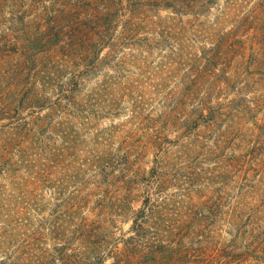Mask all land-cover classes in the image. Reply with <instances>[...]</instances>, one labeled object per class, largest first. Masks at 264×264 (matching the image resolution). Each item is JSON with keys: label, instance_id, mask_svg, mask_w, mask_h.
Returning <instances> with one entry per match:
<instances>
[{"label": "trees", "instance_id": "1", "mask_svg": "<svg viewBox=\"0 0 264 264\" xmlns=\"http://www.w3.org/2000/svg\"><path fill=\"white\" fill-rule=\"evenodd\" d=\"M25 1L5 4L0 0V9L5 5L8 10L0 15V78L9 73L12 80H18L16 87L10 83L14 89L4 87L0 92V116L8 118L6 124L0 123V254L43 255L37 264H96L101 255H112L110 264H129L130 256L170 255L167 260H172L173 255H208L203 250L208 244L217 249L211 235L193 246L183 241L194 231L201 236L205 227L201 222L185 226L180 209L188 207L187 195L168 191L178 182L169 169L160 132L151 143L156 149L152 166L144 174L137 171L136 177L122 180L137 179L142 189L139 207L125 203L128 193L113 201L118 214L131 216L128 235L118 237L106 221L88 216V204L106 202L117 173L128 163V151L115 159L118 150L114 152L110 145L115 129L127 124L103 128L95 127V122L125 107L130 115L124 122H138L147 114L156 127L186 123L187 118L179 114H185L187 100L213 91L215 87L209 83L230 79L226 69L240 53V33L249 28L238 21L236 13L237 4L245 0H223L210 25L193 20L195 37L207 40L208 47L170 44L163 34L175 18L161 16L159 11L198 17L199 10H210L215 0ZM257 10L263 20L264 0ZM229 23L231 28L224 30ZM203 27L207 32L201 34ZM254 30L255 37H262L264 23ZM152 33L154 37H150ZM156 35L161 36L157 39ZM260 56L264 60L263 48ZM177 65L191 68L193 74L178 91H170ZM102 67L110 72L101 71ZM129 68L133 70L128 73ZM96 74L100 75L89 86L88 79ZM26 76L27 85L21 83ZM162 89L171 105H161L165 109L159 114L148 112ZM117 96H121L118 101ZM207 104V100L201 101L197 113L205 119L211 114L203 112L209 108ZM24 108L34 113L17 118L14 114ZM197 123L200 120L193 125ZM90 127L95 128L89 132ZM137 130L128 131L121 143L135 142L134 137L141 135ZM67 153L79 161L74 175L80 177L65 194L61 178H51V174L58 173ZM44 190L57 202L50 205ZM92 210H96L94 206L87 212Z\"/></svg>", "mask_w": 264, "mask_h": 264}, {"label": "rangeland", "instance_id": "2", "mask_svg": "<svg viewBox=\"0 0 264 264\" xmlns=\"http://www.w3.org/2000/svg\"><path fill=\"white\" fill-rule=\"evenodd\" d=\"M9 1L5 0V4ZM259 2L260 0H245L237 4L238 21L247 24L249 28L240 33L239 38L243 40L242 44H239L240 53L226 69L230 79L221 78L213 84L209 83L210 87H215L213 91L195 95L191 100L188 99L183 105L185 114H179L182 119L187 118L186 123L170 127H156L153 126L147 114H143L138 122H124L130 115L123 107L125 102L118 112L104 114L95 122V127L103 128L110 124H127L120 130L115 129L117 134L111 139L110 145L113 151L115 148L118 150L115 159H121L128 151V163L124 164L125 166L123 165L117 173L118 177L106 194V202L102 206L99 203L95 204L96 201L88 204L90 208L87 211L90 212L92 206L96 209L91 213L86 211L90 218L100 217L106 221L114 235L118 237L128 235L131 216L118 214L113 201L116 196L122 197L123 193H128L125 203H130L132 208L139 207L142 189L137 179L127 183H123L122 180L127 177H136L137 171L144 174L152 166L156 157V149L151 143L152 140L154 141V136L159 135L160 132L164 141L162 149H165L164 153H168L166 158L170 163L169 169L178 182L176 187L169 188L168 191H174L178 196L187 195L189 205L180 209L181 218H185V226L192 227L201 222L200 224L205 227L201 236L194 231L195 233L191 232L189 236L186 235L183 241L193 246L211 235L218 243L217 249L209 244L203 249L208 255H173L172 260H167L170 255H136L129 257V264H264V60L260 56V49H264V33H261L260 38L253 34L254 28L264 23L260 14L256 15ZM213 3L210 10L200 9L197 13L198 17L189 14L177 15L160 10L161 16L173 15L175 18L170 30H166L163 34L167 36L164 38H170L168 40L170 44L181 42L183 47L189 43L199 47H208L207 40L195 37L197 32L192 28L194 25H191L195 23L193 22L195 18L207 25L213 22L214 16L223 6L224 1L215 0ZM7 11V6L4 5L3 10L0 9V15ZM230 28L229 23L224 30ZM206 32L207 28L203 27L201 34ZM160 36L156 35L155 38L159 39ZM150 37H154L153 33ZM255 66L259 67L258 70ZM104 70L110 72L109 69L102 67L101 71ZM132 70L129 68L128 73ZM190 70L191 68L187 66L177 65L175 67V72L171 75L174 83L170 86V91H173V88L178 91L184 79L193 74ZM97 75H92L88 79L89 86L100 74ZM17 81L12 80L9 73H4L3 78H0V92L4 87L5 90L14 89ZM29 81L26 76L21 83L27 85ZM11 82L14 87L10 84ZM204 86L199 88L198 93L204 89ZM165 92L166 90L162 89L155 97L152 102L153 107L148 112L154 111V114H159L165 109H161V105H171V98H164ZM116 98L118 101L121 96ZM205 100L208 101L209 108L204 109L203 112L211 113L207 119L197 115L201 108L199 106L201 101ZM30 110L24 108L14 115L22 118L29 113H34ZM197 119L200 123L194 126L193 123ZM206 120H211L212 123L203 125ZM0 121L4 125L8 122V118L0 116ZM95 127L87 130L90 132ZM136 130V134L141 135L134 137L135 142L131 143L129 140L124 144L121 143L120 140L128 131L134 133ZM144 133L146 134L142 138ZM147 135L148 138H146ZM88 136L89 134L86 135ZM181 141L184 142V146L179 145ZM78 164L79 161L67 153L63 163L57 169L58 173L51 174V178H61V183H64L62 192L65 194L71 192L78 182L79 173L74 175ZM43 195L46 199L50 198V205L57 202L56 199L51 198L50 191L44 190ZM168 217L172 218L171 215ZM174 217L178 216L174 213ZM231 219H233V224ZM42 256L0 254V264H37L36 261ZM58 256L60 255H56ZM62 256L75 258L77 255ZM101 256H103L102 260L97 261L96 264H110L114 257L112 255ZM54 264H60V262L57 261Z\"/></svg>", "mask_w": 264, "mask_h": 264}]
</instances>
